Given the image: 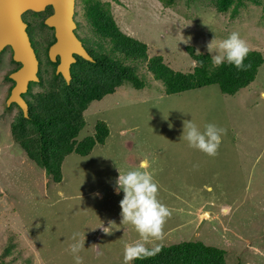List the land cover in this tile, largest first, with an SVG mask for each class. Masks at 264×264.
Here are the masks:
<instances>
[{
    "label": "rangeland",
    "instance_id": "obj_1",
    "mask_svg": "<svg viewBox=\"0 0 264 264\" xmlns=\"http://www.w3.org/2000/svg\"><path fill=\"white\" fill-rule=\"evenodd\" d=\"M126 5L130 27L137 17L152 14L145 0H126ZM156 6L154 20L141 18L131 29L121 22L124 12L113 4L119 28L146 44L148 58L160 56L174 72L186 73L193 68L188 47L211 58L207 46L213 39L215 45L238 32L250 51L263 59L254 81L233 97L222 95L217 86L166 95L141 62L137 75L146 88L124 84L89 105L77 140L92 137L96 123L104 122L105 143L87 157L67 156L62 180L54 184L11 138L9 126L16 112L5 114L10 82L2 77L16 65L9 51L0 56V264H75L70 251L74 235L85 243L78 253L81 264H124L125 245L141 237L131 224L121 223L123 193L117 195L113 187L117 168L123 173L143 161L158 184L159 201L171 212L161 238H150L146 247L199 241L225 251L226 264H264L260 7L246 4L231 16L230 10L218 13L210 0ZM211 50L215 54L216 48ZM190 120L201 129L213 123L225 130L215 156L189 147L181 138L184 123ZM96 192L102 198H95Z\"/></svg>",
    "mask_w": 264,
    "mask_h": 264
},
{
    "label": "trees",
    "instance_id": "obj_2",
    "mask_svg": "<svg viewBox=\"0 0 264 264\" xmlns=\"http://www.w3.org/2000/svg\"><path fill=\"white\" fill-rule=\"evenodd\" d=\"M159 1L165 6H171L176 0ZM210 1L220 14L229 10L231 16L237 14L239 4L235 0ZM50 13L51 10H47L40 17L43 19ZM109 38L111 51L108 57L101 59L96 66L86 63L84 72L76 74L69 84L54 78L45 90L33 95L28 117L25 118L18 109V115L9 126L13 142L54 184L62 180L61 166L67 156L75 154L87 157L94 148L105 143L108 128L104 122L96 123L92 137L77 140L85 125L83 113L89 105L114 94L124 84L131 85L135 90L146 88L144 81L137 75V65L141 62L146 63V70L155 81L161 83L166 95H179L217 86L222 95L230 97L254 81L263 63L258 52L249 51L244 61L250 65L247 70H237L227 63L215 67L208 54H197L193 48L188 47L187 53L192 62L203 61V65L193 67L186 73L174 72L160 56L148 58L146 44L123 35L113 23ZM6 80L10 82L9 78ZM225 254V251L199 241L181 242L160 246L156 255L135 260L132 264H226Z\"/></svg>",
    "mask_w": 264,
    "mask_h": 264
},
{
    "label": "clouds",
    "instance_id": "obj_3",
    "mask_svg": "<svg viewBox=\"0 0 264 264\" xmlns=\"http://www.w3.org/2000/svg\"><path fill=\"white\" fill-rule=\"evenodd\" d=\"M214 40V39H213ZM208 44L212 64L215 67L227 63L237 70H247L250 65L244 63L249 54L247 42L241 38L238 32H232L226 39L218 44ZM216 48L212 54V48ZM203 61H194L193 67L202 66ZM225 132L223 128L213 123L206 124L203 129L192 120L184 123L182 139L189 147L197 149L208 156H215L221 144V136ZM148 169L146 161L141 162L137 168L129 169L123 173L117 168L119 175L115 180L114 192L123 193L120 200L121 223L131 224L141 239L131 244H126L124 249V264H132L135 260L147 259L160 251V246L146 247L150 238L160 239L162 225L171 215L170 210L158 199V184ZM95 198H102L100 192L93 193ZM74 243L70 245V251L74 255L75 264H81L78 253L83 249L84 242L72 237Z\"/></svg>",
    "mask_w": 264,
    "mask_h": 264
},
{
    "label": "flooded vegetation",
    "instance_id": "obj_4",
    "mask_svg": "<svg viewBox=\"0 0 264 264\" xmlns=\"http://www.w3.org/2000/svg\"><path fill=\"white\" fill-rule=\"evenodd\" d=\"M239 7H237V13H239L240 9L246 8V4H251L255 8H259V16L264 17V3L260 4V0H235ZM264 1V0H263ZM146 6L149 8L151 5V12L145 13L141 17H137L134 23H130L128 26V6L126 5V0H74V9L72 15V34L75 39L79 42L80 47L86 53V55L91 59V61H87L80 57L75 53H71L70 56H66L65 58L70 62L66 63L65 66L62 65V59L60 55H56L54 61H51L49 58L50 48L56 43L55 39V31L53 28H50L44 24V20L51 15V8H46L42 14L46 13L47 10H51L50 14H47L42 19L40 17L41 13H33V12H25L21 15V20L25 24V32L27 34L28 40L30 42L31 48L35 54V58L37 60V74L38 78L37 83H29L27 85V90L25 93H22L20 97L25 102L28 108V114L30 109L31 99L34 94L37 93L35 89L39 88L38 92L45 90L48 87V84H52L54 78L62 79L64 82L63 75L58 71L59 66H63L68 76L70 78L69 83L72 81V78H75V75L78 73H83L87 67V64L95 65L100 62L101 59H105L110 55L111 51V42L109 38V34L111 32L112 23L114 26L121 32L123 35H126L121 31L118 26V22L116 21V17L113 14V4L116 7H119V10L123 11V16L121 22L126 25V27H130L131 29H136V23L141 21V18L150 17V19L154 20V17L157 16V6L154 9L153 5L159 4V0H145ZM245 6V7H244ZM168 7V6H167ZM154 11H153V10ZM248 9H246L247 11ZM245 11V12H246ZM249 13L251 11L249 10ZM156 18V17H155ZM151 20V21H152ZM37 21V22H32ZM33 29L36 31L34 34ZM127 36V35H126ZM144 44V42H141ZM7 51L11 54L12 59V51L9 47L4 48L0 52V56H3ZM1 59V58H0ZM14 62V61H13ZM0 60V66H1ZM16 67L2 78H9L11 73L16 72L21 66L14 62ZM10 80V79H9ZM15 86V83L10 80L9 86L6 89V96L4 99V111L5 114L11 113L15 111V116L18 115L19 107L11 103L8 107L6 106V101L11 94V90ZM20 110V109H19ZM21 111V110H20ZM22 112V111H21ZM23 114V113H22ZM14 116V117H15ZM13 117V119H14ZM12 119V120H13Z\"/></svg>",
    "mask_w": 264,
    "mask_h": 264
},
{
    "label": "water",
    "instance_id": "obj_5",
    "mask_svg": "<svg viewBox=\"0 0 264 264\" xmlns=\"http://www.w3.org/2000/svg\"><path fill=\"white\" fill-rule=\"evenodd\" d=\"M48 7L52 13L44 20V24L54 29L56 39V43L49 51L50 60L54 61L55 56L60 55L62 65L65 66L70 62L65 57L75 53L91 61L71 31L74 0H0V52L9 47L13 61L21 66L9 75L15 86L6 101V106L16 104L25 118L28 117V108L20 95L26 92L29 83H37L38 78L37 60L21 15L25 12L42 13ZM63 66H59L58 71L63 75L65 83L69 84L70 78Z\"/></svg>",
    "mask_w": 264,
    "mask_h": 264
},
{
    "label": "crops",
    "instance_id": "obj_6",
    "mask_svg": "<svg viewBox=\"0 0 264 264\" xmlns=\"http://www.w3.org/2000/svg\"><path fill=\"white\" fill-rule=\"evenodd\" d=\"M261 95L264 97V92H263V93H261Z\"/></svg>",
    "mask_w": 264,
    "mask_h": 264
}]
</instances>
